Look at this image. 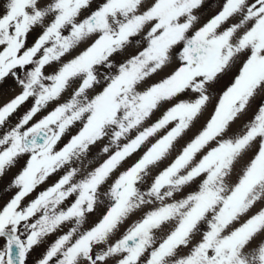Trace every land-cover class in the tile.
Returning a JSON list of instances; mask_svg holds the SVG:
<instances>
[{"label":"snow or ice","instance_id":"1","mask_svg":"<svg viewBox=\"0 0 264 264\" xmlns=\"http://www.w3.org/2000/svg\"><path fill=\"white\" fill-rule=\"evenodd\" d=\"M0 264H264V0H0Z\"/></svg>","mask_w":264,"mask_h":264},{"label":"bare ground","instance_id":"2","mask_svg":"<svg viewBox=\"0 0 264 264\" xmlns=\"http://www.w3.org/2000/svg\"><path fill=\"white\" fill-rule=\"evenodd\" d=\"M96 151V149H93V152H95ZM237 168H239V165L237 166ZM13 171H15V169L13 170ZM11 175V174H10ZM232 179L234 180L235 179V175H233V177H232ZM5 180H7V177L5 178ZM43 187V186H42ZM41 190V188H38L37 189V192H39ZM34 195V194H33ZM31 198V197H30ZM29 198V199H30Z\"/></svg>","mask_w":264,"mask_h":264}]
</instances>
